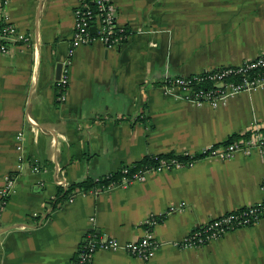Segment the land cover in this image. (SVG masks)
<instances>
[{"label": "crops", "instance_id": "obj_1", "mask_svg": "<svg viewBox=\"0 0 264 264\" xmlns=\"http://www.w3.org/2000/svg\"><path fill=\"white\" fill-rule=\"evenodd\" d=\"M112 2L127 37L69 51L75 0H0V23L5 16L29 33L0 51V185L15 175L0 212V264H71L86 231L125 243L142 234L145 218L162 213L150 259L98 249L91 264H264V218L201 245H173L195 225L262 198L264 155L256 150L150 171L125 187L74 190L51 208L58 188L146 154L197 152L252 124L264 135V85L214 108L161 87L165 77L264 53V0ZM66 56L59 102L54 69Z\"/></svg>", "mask_w": 264, "mask_h": 264}, {"label": "built area", "instance_id": "obj_2", "mask_svg": "<svg viewBox=\"0 0 264 264\" xmlns=\"http://www.w3.org/2000/svg\"><path fill=\"white\" fill-rule=\"evenodd\" d=\"M73 25L70 37V49L100 39L105 45L116 44L124 40L128 35L125 26L115 20V6L112 0H75L72 8ZM29 39V33L18 28L14 23L2 17L0 23V51H6L8 44L23 43ZM69 56V54H68ZM64 57L60 62L59 74L55 78L59 88L56 99L62 102L66 97L68 85L69 57ZM264 85V53L245 58L236 63H225L208 67L198 72L186 75H174L165 77L162 84V92L195 106L207 105L217 107L225 104L234 95L259 88ZM245 137L225 145L217 147L207 146L200 151L205 152V157L220 160L230 158L235 152L249 155L254 150L264 155V135L257 124H252L245 130ZM15 148L20 150L21 134L15 136ZM203 156V157H204ZM20 161V158H19ZM18 162L17 167L20 166ZM181 167L178 162L162 161L158 166L139 170L130 175H122L118 183L111 182L104 188L112 186L125 187L133 181L142 180L147 172L173 169ZM19 169V168H18ZM125 173L126 170L122 169ZM14 174L5 176L0 185V212L3 209L8 196L13 190ZM262 198L250 205L224 212L202 224L195 225L186 233L179 242H173L177 247H191L221 236L223 233L252 224L259 218H264V178L260 180ZM94 193L95 191H91ZM168 208L166 213L174 211ZM162 214H150L142 221V234L135 240L120 243L110 236H100L86 231L78 243L75 257L71 264H91L93 253L98 250H122L127 254L141 260L150 259L159 246L152 227L163 217Z\"/></svg>", "mask_w": 264, "mask_h": 264}, {"label": "trees", "instance_id": "obj_3", "mask_svg": "<svg viewBox=\"0 0 264 264\" xmlns=\"http://www.w3.org/2000/svg\"><path fill=\"white\" fill-rule=\"evenodd\" d=\"M245 133L240 134H231L220 142H216L210 147H217L220 145H225L229 142H233L239 139H243ZM205 155V152L197 151L193 153H176L173 151H167L157 154H146L139 158L138 160L131 162L127 165H122L114 172L104 174L98 178H87L85 180L70 184L66 188H58L57 193L53 199H51L50 206L52 209H55L63 204L65 200L71 197L74 190L86 191L90 189L91 191H101L109 185L111 182L118 183L122 175H130L131 173L139 170H145L148 168H153L158 166L162 161L164 162H178L181 166H188L192 161L202 158ZM122 169H125L126 172L123 173ZM95 234V233H93Z\"/></svg>", "mask_w": 264, "mask_h": 264}, {"label": "water", "instance_id": "obj_4", "mask_svg": "<svg viewBox=\"0 0 264 264\" xmlns=\"http://www.w3.org/2000/svg\"><path fill=\"white\" fill-rule=\"evenodd\" d=\"M59 68H60V62H57L55 64V69H54V77L57 78L59 74Z\"/></svg>", "mask_w": 264, "mask_h": 264}]
</instances>
